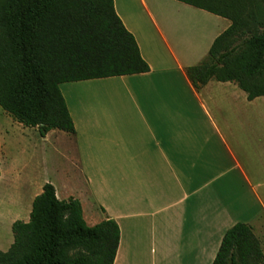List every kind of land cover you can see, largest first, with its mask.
<instances>
[{"label":"crops","instance_id":"1","mask_svg":"<svg viewBox=\"0 0 264 264\" xmlns=\"http://www.w3.org/2000/svg\"><path fill=\"white\" fill-rule=\"evenodd\" d=\"M114 2L150 71L62 83L76 133L21 129L31 159L11 161L3 135L0 186L12 195L0 196V251L50 181L60 200L81 202L89 226L119 225L114 264H214L237 223L264 234V96L215 80L197 90L187 76L231 20L179 0ZM57 156L79 171L66 168L64 185L40 178Z\"/></svg>","mask_w":264,"mask_h":264},{"label":"trees","instance_id":"2","mask_svg":"<svg viewBox=\"0 0 264 264\" xmlns=\"http://www.w3.org/2000/svg\"><path fill=\"white\" fill-rule=\"evenodd\" d=\"M179 1L232 22L207 57L186 69L193 86L234 82L249 100L264 96V7L249 8L258 0ZM149 71L114 0H0V107L43 138L52 130L76 133L62 83ZM13 233L0 264H114L121 236L112 219L89 226L81 202L60 200L52 183L35 198L30 221H16ZM214 264H264L253 227L228 230Z\"/></svg>","mask_w":264,"mask_h":264},{"label":"rangeland","instance_id":"3","mask_svg":"<svg viewBox=\"0 0 264 264\" xmlns=\"http://www.w3.org/2000/svg\"><path fill=\"white\" fill-rule=\"evenodd\" d=\"M209 3L212 6L220 8V4H218V3H215L213 1H210ZM254 5H259L260 7H264V1L258 0L257 3L252 4V5L250 4L249 8H251ZM21 129H24L25 131H30L29 132L30 134L34 133L33 132L34 130H32L31 128L25 127L24 125L16 122V120H14L13 117H11L9 114H7L0 107V155L2 153V137H3V135L4 136L8 135L7 136L8 137V144L7 145H8V147L12 146L11 148H9L10 159H11V161H15V163H17L18 159L22 160L23 157L24 158L26 157L27 159H31L30 156L33 155L32 154L33 150H31V149L33 147L34 140L31 139L30 137H27V136L23 137L21 132H20ZM7 130L9 132V134H6ZM22 146L28 147L29 153L23 154L22 150H18L19 147H21V149H22ZM64 146H66V144H64ZM67 147L70 149L72 156H75L74 148L70 142L67 144ZM33 168H35V164L33 162H31V169H33ZM47 168H48L47 170L43 169L41 171L40 178L44 180L47 176H48V178L56 177V179L59 180L60 183H62L64 185L63 173L65 172V169L67 168V164H66L64 157L63 156H60V157L57 156L55 160L51 161V163L48 165ZM67 170H69L71 173H78L79 172L76 169H70V167H69V169L67 168ZM48 183H51V182L48 181ZM9 195L11 196L12 192L8 191V187L0 186V196L4 197V198L5 197L8 198ZM6 202L8 203V201H6ZM5 205H7V204L0 202V209H3L2 207ZM3 211H5V210L3 209L2 212ZM87 214H88V212H87ZM88 222H91V221H88ZM88 224H90V223H88ZM1 235L2 234L0 233V237H2ZM258 238L261 240V242L264 245V234L261 235V238L260 237H258Z\"/></svg>","mask_w":264,"mask_h":264}]
</instances>
